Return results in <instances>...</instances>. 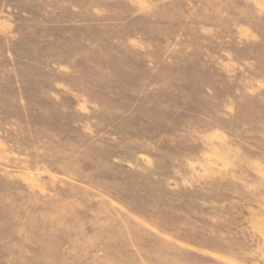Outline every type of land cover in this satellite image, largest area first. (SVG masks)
<instances>
[{
	"label": "rangeland",
	"instance_id": "obj_1",
	"mask_svg": "<svg viewBox=\"0 0 264 264\" xmlns=\"http://www.w3.org/2000/svg\"><path fill=\"white\" fill-rule=\"evenodd\" d=\"M0 264H264V0H0Z\"/></svg>",
	"mask_w": 264,
	"mask_h": 264
}]
</instances>
